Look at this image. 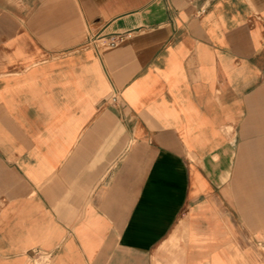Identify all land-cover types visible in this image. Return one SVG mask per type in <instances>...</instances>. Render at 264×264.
Listing matches in <instances>:
<instances>
[{"label":"crops","instance_id":"crops-1","mask_svg":"<svg viewBox=\"0 0 264 264\" xmlns=\"http://www.w3.org/2000/svg\"><path fill=\"white\" fill-rule=\"evenodd\" d=\"M0 264H264V0H0Z\"/></svg>","mask_w":264,"mask_h":264},{"label":"built area","instance_id":"built-area-1","mask_svg":"<svg viewBox=\"0 0 264 264\" xmlns=\"http://www.w3.org/2000/svg\"><path fill=\"white\" fill-rule=\"evenodd\" d=\"M123 37V34H113L108 39L101 37L98 39V42L100 46H108L118 43ZM114 99H116V97H114Z\"/></svg>","mask_w":264,"mask_h":264},{"label":"rangeland","instance_id":"rangeland-1","mask_svg":"<svg viewBox=\"0 0 264 264\" xmlns=\"http://www.w3.org/2000/svg\"><path fill=\"white\" fill-rule=\"evenodd\" d=\"M177 246H178L177 242L176 243H173V242L171 243V249L172 250L175 249ZM40 255L43 256V257L46 256V254L44 252H41Z\"/></svg>","mask_w":264,"mask_h":264}]
</instances>
